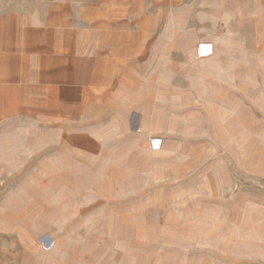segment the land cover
Masks as SVG:
<instances>
[{
  "label": "rangeland",
  "instance_id": "1",
  "mask_svg": "<svg viewBox=\"0 0 264 264\" xmlns=\"http://www.w3.org/2000/svg\"><path fill=\"white\" fill-rule=\"evenodd\" d=\"M108 1L148 35L95 116L0 120V264H264V0Z\"/></svg>",
  "mask_w": 264,
  "mask_h": 264
},
{
  "label": "crops",
  "instance_id": "2",
  "mask_svg": "<svg viewBox=\"0 0 264 264\" xmlns=\"http://www.w3.org/2000/svg\"><path fill=\"white\" fill-rule=\"evenodd\" d=\"M130 18L108 0L0 11V120L92 119L144 53L148 31Z\"/></svg>",
  "mask_w": 264,
  "mask_h": 264
}]
</instances>
